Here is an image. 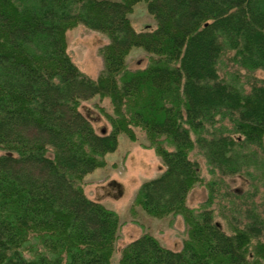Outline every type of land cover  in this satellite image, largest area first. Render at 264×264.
<instances>
[{
  "label": "trees",
  "instance_id": "trees-1",
  "mask_svg": "<svg viewBox=\"0 0 264 264\" xmlns=\"http://www.w3.org/2000/svg\"><path fill=\"white\" fill-rule=\"evenodd\" d=\"M144 3L156 21L136 31ZM79 25L109 38L92 78L68 52ZM149 54L132 70L133 49ZM264 0H0V264H112L116 211L90 199L84 177L107 165L119 136L141 129L166 167L134 205L181 215L183 248L150 233L119 264H264ZM108 98L111 130L97 133L82 100ZM210 173L207 201L187 204ZM250 187L224 190L223 176ZM217 216L228 223L224 228Z\"/></svg>",
  "mask_w": 264,
  "mask_h": 264
},
{
  "label": "rangeland",
  "instance_id": "rangeland-1",
  "mask_svg": "<svg viewBox=\"0 0 264 264\" xmlns=\"http://www.w3.org/2000/svg\"><path fill=\"white\" fill-rule=\"evenodd\" d=\"M132 25L138 32L153 29L156 21L147 11L144 3L135 6L130 14ZM68 52L81 71L92 78H97L104 67L100 49L109 38L98 31L79 25L67 32ZM149 54L141 48L133 49L127 58L130 69L144 68L148 64ZM255 75L264 79V70H258ZM80 111L88 116L97 133L111 130L107 118L113 114V108L108 98L96 95L82 100ZM137 140H131L127 135L119 136V145L115 152L107 155V165L98 168L84 177L86 195L109 209L117 212L120 218L118 237L112 264H119L122 249L131 241L144 233L154 235L160 243L169 249L178 251L183 248L188 237L187 226L181 215H169L156 218L148 215L142 208L135 206L134 201L140 186L151 179L162 175L166 167L160 156L149 145L145 133L136 128ZM199 162L203 182L195 185L187 197L190 207L198 208L209 196L207 182L217 178L210 173L205 157L199 149L191 154ZM223 188L234 193H242L250 187V181L243 175L223 176ZM224 228L228 223L220 216Z\"/></svg>",
  "mask_w": 264,
  "mask_h": 264
}]
</instances>
